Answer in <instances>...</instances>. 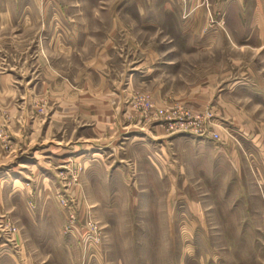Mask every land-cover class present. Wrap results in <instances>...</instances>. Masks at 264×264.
Returning a JSON list of instances; mask_svg holds the SVG:
<instances>
[{
  "label": "rangeland",
  "instance_id": "rangeland-1",
  "mask_svg": "<svg viewBox=\"0 0 264 264\" xmlns=\"http://www.w3.org/2000/svg\"><path fill=\"white\" fill-rule=\"evenodd\" d=\"M225 1L0 0V264H264Z\"/></svg>",
  "mask_w": 264,
  "mask_h": 264
},
{
  "label": "crops",
  "instance_id": "crops-1",
  "mask_svg": "<svg viewBox=\"0 0 264 264\" xmlns=\"http://www.w3.org/2000/svg\"><path fill=\"white\" fill-rule=\"evenodd\" d=\"M222 12L225 30L235 35L241 49L249 48L252 55L257 57V61L255 65L251 64L249 77H235L233 83L221 89L218 95L222 98L223 94H220L222 91L224 96L232 95L233 104L224 102V114L228 116L226 119L229 121V126L237 131L242 145L254 147L256 155L260 154L262 157L264 155V0H226Z\"/></svg>",
  "mask_w": 264,
  "mask_h": 264
},
{
  "label": "built area",
  "instance_id": "built-area-1",
  "mask_svg": "<svg viewBox=\"0 0 264 264\" xmlns=\"http://www.w3.org/2000/svg\"><path fill=\"white\" fill-rule=\"evenodd\" d=\"M217 138V137H216Z\"/></svg>",
  "mask_w": 264,
  "mask_h": 264
}]
</instances>
